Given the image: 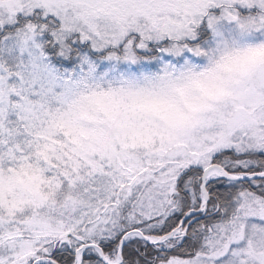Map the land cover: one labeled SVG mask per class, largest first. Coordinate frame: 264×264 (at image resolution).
<instances>
[{"label":"snow or ice","instance_id":"obj_1","mask_svg":"<svg viewBox=\"0 0 264 264\" xmlns=\"http://www.w3.org/2000/svg\"><path fill=\"white\" fill-rule=\"evenodd\" d=\"M0 264H264V0H0Z\"/></svg>","mask_w":264,"mask_h":264}]
</instances>
